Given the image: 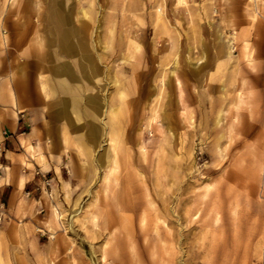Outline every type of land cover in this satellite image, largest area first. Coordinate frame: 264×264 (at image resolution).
Here are the masks:
<instances>
[{"label": "rangeland", "instance_id": "374dc122", "mask_svg": "<svg viewBox=\"0 0 264 264\" xmlns=\"http://www.w3.org/2000/svg\"><path fill=\"white\" fill-rule=\"evenodd\" d=\"M69 1L100 132L0 264H264V0Z\"/></svg>", "mask_w": 264, "mask_h": 264}, {"label": "crops", "instance_id": "0c3cea01", "mask_svg": "<svg viewBox=\"0 0 264 264\" xmlns=\"http://www.w3.org/2000/svg\"><path fill=\"white\" fill-rule=\"evenodd\" d=\"M70 2L17 0L11 8L0 0V246L16 244V233L34 227V217L49 208L48 198L71 188L63 164L68 149L83 142L85 131L92 142L100 132L90 107L91 129L82 125V137L72 131L95 72L84 61L80 71L74 61L79 48L62 44L79 16ZM28 5L38 9L34 17Z\"/></svg>", "mask_w": 264, "mask_h": 264}, {"label": "bare ground", "instance_id": "6f19581e", "mask_svg": "<svg viewBox=\"0 0 264 264\" xmlns=\"http://www.w3.org/2000/svg\"><path fill=\"white\" fill-rule=\"evenodd\" d=\"M10 2V1H9ZM15 2H16V0H12V5H15ZM11 7V6H10ZM83 13H85V12H83ZM83 15V14H82ZM66 18V17H65ZM68 19V18H67ZM83 19L85 20L86 19V15H83ZM83 20V21H84ZM66 25L68 24V21L65 23ZM78 24V23H77ZM68 30L69 29H67L66 28V33L64 34V37H63V39H62V44H63V46H65V45H73V46H75V47H77V48H79V52H78V54H79V57L78 58H74V61H76V65L77 66H79V69H80V71L81 70H83L84 68H85V65H84V63H83V60H85V59H87V57L86 56H83V55H85V53L86 52H88V50H89V44H88V41H87V39H86V30L85 29H83V28H79V27H73V29L71 30V32H69L68 33ZM99 34L97 33V36H98ZM96 39H98V38H96ZM95 39V40H96ZM99 41V40H98ZM95 42V41H94ZM100 42V41H99ZM95 43H97V41L95 42ZM97 46V45H96ZM94 47H95V45H94ZM65 49V48H64ZM96 50V49H95ZM94 53H96V51H94ZM99 60V59H98ZM82 74V73H81ZM10 78V77H9ZM101 82V81H100ZM62 85H64V81H62ZM64 87H65V85H64ZM90 88V87H89ZM93 109V108H92ZM92 109H90L91 111H92ZM94 110V112H92V115H91V117H94L95 115H96V111H95V109H93ZM57 117V116H56ZM58 119H60V118H58ZM29 144V143H28ZM141 221H142V219H141ZM142 230V229H141ZM148 232V231H147ZM146 232V233H147ZM145 234V233H144ZM136 255V254H135Z\"/></svg>", "mask_w": 264, "mask_h": 264}]
</instances>
